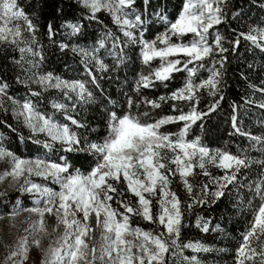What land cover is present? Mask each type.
Returning <instances> with one entry per match:
<instances>
[{
  "label": "snow or ice",
  "instance_id": "6c2138e0",
  "mask_svg": "<svg viewBox=\"0 0 264 264\" xmlns=\"http://www.w3.org/2000/svg\"><path fill=\"white\" fill-rule=\"evenodd\" d=\"M79 3L88 11L89 19H97L96 14L101 11L108 13L123 36L127 37L128 42L141 45V55L145 64L159 58V67L148 76H141L137 84L138 88L151 87L155 81H168L174 72L186 71L188 77L184 86L173 92L170 97H160V100H186L191 101L193 106L186 113L181 110L177 116H165L155 122L141 119V116L149 117L148 112L140 115L128 112L120 116L111 112L109 132L104 141L85 142V146L82 147L81 139L68 124L41 114L31 100L26 99L21 103L9 97L8 85L0 83V108L3 107L5 98L11 100L17 106L16 115L23 117L25 125L31 132L43 133L50 139V142L37 140L36 143L51 149L55 142H59L67 152L87 151L96 159L95 166L85 174L79 169L69 171L71 165L63 157H61L64 160L62 164L47 162L41 158L24 159L6 149L0 142V162H7L9 165L7 170L0 172V183L10 177V183L19 184L20 191L37 195L34 201L36 206L23 210L34 214L37 219L32 220L29 227L24 230L27 235L18 240L15 250L6 259L11 260L12 264H25L31 246H40V239L37 237L41 232L46 233L45 215L51 214L57 219V228L63 225L64 231L57 241L59 246L50 245L45 252V260L42 264H166V257L170 258L181 251V245L177 242L182 228L188 226L185 223L182 202L169 187L172 182L170 177L178 175L186 191L191 194L193 186L188 178L194 175L195 168H199L202 174L207 176L210 173L206 165L219 167L225 170V174L213 179V183L218 187L212 192L214 198H219L225 194L223 190L228 185L238 183L237 175L242 168L247 169L252 163L264 165V161H251L247 157L233 155L227 151L210 149L199 137L187 139L191 125L208 115L206 112L196 110L198 90L207 88L214 95L220 83L218 77L221 73L215 68L211 70V75L200 83L195 82V75L198 69L204 67L205 58L214 55V47L208 40L209 30L225 21V13L221 7L225 0H185L174 22L168 21L167 16L160 15L161 21L167 24V28L154 40L144 39L142 31L144 21L134 7L136 0H79ZM67 27L73 34L81 30L79 23H69ZM48 29L51 36V24L48 25ZM25 31L34 37L36 26L20 6L19 0H0V43L18 44ZM137 31L139 35L136 34ZM253 31L258 34L250 33L245 39L264 50V44L260 43L264 41V29H253ZM188 34H192V38L184 42L183 38ZM107 36L112 37V33H107ZM172 37H177V40L173 41ZM115 39L118 40L119 37ZM214 40L215 48L221 53L228 51L222 46V37L218 33L214 36ZM235 43L238 45L239 39ZM25 50L20 48L21 52ZM27 50L32 51L31 48ZM73 51L81 52L86 60L90 56L84 49H73ZM181 54L186 58L183 61L180 58L170 59ZM223 59L226 57L222 58L221 63ZM100 67L103 69L105 66L101 63ZM89 74L91 75L90 70ZM92 79L94 81L95 77L93 76ZM35 82L44 89H59L65 96L76 93L78 98L85 102L93 99L92 92L81 81L62 80L49 73L39 77ZM32 95L38 96L39 93ZM144 103L150 104L152 108L160 107L156 101L145 100ZM132 106L133 101L130 98L128 107L131 109ZM54 107L65 110L63 104H54ZM136 107L138 108L139 105ZM173 107L175 109L176 106ZM261 107H264V104ZM214 110L215 105L209 109V111ZM65 119L78 128L85 127L66 113ZM178 122H184L179 133L168 134L160 131L163 125ZM233 127L236 132H240L236 127L235 116H233ZM240 134L248 135L249 139L257 143L264 141V137ZM33 176L51 179L59 185V191L33 182L31 179ZM21 178L23 183H20ZM121 180L126 184L127 191L137 198L135 205L121 199L124 190L118 191L116 187ZM158 189L160 193V198L156 202L158 211L153 214L152 197L157 195ZM202 191L207 195L208 185H203ZM252 191L259 198L260 204L248 231L243 234L242 244L237 249L238 264H264V179L256 182ZM112 194H115L119 207L124 209L123 212L112 207L111 201L114 198ZM206 202L203 196L195 200L197 204ZM192 206L188 204L187 208L190 209ZM78 213L81 214L80 218L77 216ZM10 215L14 218L19 215V211ZM93 216L96 227L103 229L101 234L103 243L99 249L94 242L90 246L94 232L90 220ZM131 216L159 224L164 230L155 232L133 227L130 223ZM197 227L204 232L209 231V224L206 221L202 223L198 220ZM127 237L139 242L134 243ZM182 247L191 248L193 251H208L200 244L188 243ZM185 259L189 258L185 257ZM190 264H199V261L193 256L190 258Z\"/></svg>",
  "mask_w": 264,
  "mask_h": 264
},
{
  "label": "trees",
  "instance_id": "16d2710c",
  "mask_svg": "<svg viewBox=\"0 0 264 264\" xmlns=\"http://www.w3.org/2000/svg\"><path fill=\"white\" fill-rule=\"evenodd\" d=\"M184 3L185 0H147V3L145 0H136L134 7L144 21V39L154 40L163 33L167 24L161 21L160 15H165L168 21L174 22ZM19 4L32 19L36 31L34 37L27 31L23 32L18 44L0 43V83L8 85L9 97L15 100L29 99L47 116L56 114V108L51 106L56 93L50 90L51 88L44 89L36 83L39 77L51 73L53 77L62 80L85 83L93 94L91 101L85 102L75 97V104H71L66 100L70 109L68 114L85 127L78 128L60 116L61 121L77 133L82 147L85 142L104 141L109 132L111 112L118 116L128 112L135 115L148 112L149 117L141 116V119L155 122L165 116H177L181 110L186 113L193 106L191 101L186 100H160V97H170L173 92L184 86L188 77L186 71L174 72L168 81H155L148 88L137 87L141 76H148L157 69L160 60L157 58L145 64L141 45L128 42L108 13L101 11L96 14L97 19H89L88 11L82 7L79 0H19ZM221 7L225 13V21L209 30V43L214 47V55L205 58L204 67L198 69L195 75V82L200 83L207 79L215 68L221 73L218 77L220 83L214 95L207 88L198 90L196 110L208 115L191 125L187 139L199 137L210 149L227 151L233 155L247 157L251 161H264V141L257 143L249 139L248 135L240 134L264 137V107H261L264 104V91H261L264 89V50L245 39L250 33L258 34L253 29H264V0H225ZM69 23H79L80 32L73 34L67 27ZM49 24L52 26L51 36ZM109 32L112 37L107 36ZM217 33L222 37V46L228 51L221 53L215 48L214 36ZM136 34L139 35V31ZM115 37L119 39L116 40ZM191 38L192 34H188L183 40L187 42ZM237 39L238 45L235 43ZM172 40L176 41L177 37H172ZM260 43L264 44V41ZM61 45L67 47L62 48ZM20 48L26 50L21 52ZM29 48L32 49L31 52H28ZM73 49H84L90 56L86 60L81 52ZM92 56L95 58H91ZM224 57L226 59L221 63ZM175 58L182 61L186 59L182 54L179 57H170ZM101 63L105 66L103 69L100 67ZM59 97L61 100L66 98L62 91ZM130 98L133 101L131 109L128 107ZM145 100L156 101L160 107L152 108L150 104L144 103ZM12 105V101L5 98L3 107L0 108V142L6 149L24 159L39 157L48 162L61 163L63 157L71 165L69 171L79 169L87 174L92 170L96 159L87 151L67 152L59 143H54L52 150L47 151L41 144H37L35 141L43 139L32 133L21 118L14 114ZM213 105L215 110L209 111ZM233 116L236 117L239 133L233 127ZM183 126L184 122L170 123L163 125L160 131L176 134ZM206 168L210 175L206 176L202 174V170L195 168L194 175L188 178L193 186L191 194L186 191L178 175L170 177L172 182L169 187L182 202L181 207L188 226L182 228L177 242L181 245V251L175 256L166 257V264H190V258L193 256L202 264L206 256L182 246L197 242L219 246L214 234L216 228L226 232L227 238L221 247L225 249L227 264H232L231 261L236 259L237 249L243 242V234L248 231L260 204L252 189L255 188L256 182L264 179V165L252 163L249 168H242L237 175L238 183L228 185L223 190L225 194L219 198L212 196V192L218 187L213 183V179L222 177L225 170L211 164L206 165ZM203 185H208L207 195L202 191ZM119 190H124L121 199L132 205L136 204L137 198L127 191L126 186L121 184ZM0 193H4L0 195V220L9 217L20 205H28L30 201L18 186L1 189ZM113 195L112 203L117 201L115 194ZM201 196L207 202L195 203ZM159 198L158 190V196L152 203L153 214L158 211L156 202ZM188 204L193 206L188 209ZM47 217V231L42 243L45 252L50 245L58 247L57 241L64 231L61 226L57 228L53 215ZM135 217V225L146 231L163 230L159 224ZM198 220L202 223L208 222V232L197 227ZM93 227H96L95 222ZM97 240L98 236L95 237V241ZM224 260L219 261L223 263Z\"/></svg>",
  "mask_w": 264,
  "mask_h": 264
},
{
  "label": "rangeland",
  "instance_id": "374dc122",
  "mask_svg": "<svg viewBox=\"0 0 264 264\" xmlns=\"http://www.w3.org/2000/svg\"><path fill=\"white\" fill-rule=\"evenodd\" d=\"M132 18H134V17H132ZM208 40H209V36H208ZM28 52H31V51H28ZM50 90H53V92L56 93L54 95L55 97H53L51 106L53 108H55L54 104H63V105H65V110L56 109V111H55L56 114L54 113V114H51V115H48V116H51L56 121H58L60 123H63L61 121V119H60L61 118L60 116H62V118H65V113L67 115H69L68 114V110H70L66 100L68 99L69 103L75 104V102H76L75 101L76 100L75 97H77V100H80V99L78 98L76 93H70L69 96H66V98L64 100H61L60 97H59L60 94H61V90L56 89V88H51ZM24 100H26V99L19 100V101L21 103H23ZM27 100H29V99H27ZM12 106H13L12 107L13 108V112L16 115L17 106L14 105V104ZM36 109L41 114H43L40 111V107L36 106ZM20 118L23 121V117H20ZM37 135L40 137V139H43V140H39V141H49L50 142V139L48 137H46L43 133H39ZM55 143H59V142H55ZM37 144H41V143H37ZM41 145L43 146V144H41ZM43 148H45V147L43 146ZM45 149L47 151L52 150V149H48V148H45ZM36 158H39V157H35L33 159H36ZM41 159H43V158H41ZM62 163H64V160H62L61 164ZM8 168H9V165H8L7 162H0V172H4ZM31 179L35 183H38V184H41L43 186L49 187V188H51V189H53L55 191H59V185L54 183L51 179H47L46 180L43 177H36V176L31 177ZM38 180H40V181H38ZM10 181H11V178L9 177V178H6L2 183H0V190L4 189V188H7V187H11V188L12 187H16V186L19 187V184H11ZM20 183H23V178H21ZM121 184L126 186V184L123 182V180H121V182L118 185H116L117 189L119 188V186ZM158 190H157V195L155 197H152V201L153 202H154V199L158 196ZM22 193H23L24 196H26V197H28L30 199V201L27 203L28 205H26V206L20 205L14 211V212L19 211V215L15 216L14 218H12L11 215H10L9 217H6V218L0 220V264H12V261L11 260H7L6 258L9 256V254L12 251L15 250L18 240L22 236L27 235V233L24 230L29 227V224L31 223V221L37 219V217L34 214L29 213L27 211H23L24 209H28V208H32V207L36 206L34 201L37 199V195L33 194V193L23 192V191H22ZM113 197H114V195H113ZM111 204L113 205L112 206L113 208H117L120 212L124 211L123 208L119 207L117 201H114V203L111 202ZM47 215H51V214H46L45 215V225L46 226L48 224ZM53 216H54L55 220L57 221L55 215H53ZM77 216H78V218H80L81 214L78 213ZM136 221H137V218L135 216H131L130 223H131V225L133 227H138V226L135 225ZM94 222L96 223L95 217L93 216L91 218V220H90V224H91L92 227H93ZM60 226L62 228H64L63 225H60ZM159 227H162V226L159 225ZM95 228H98V227H93V229H94V232L92 233L93 241L90 242V246H91V243L94 242L96 247H97V249H99V246L101 245V243H103V241L101 240V234H102L103 229H102V227L98 228V230L95 229ZM163 230H159V231H163ZM214 234H215V237H216L215 239L217 240L219 246H215V244L214 245L213 244L212 245H207V244H203L201 242H197V243H194V244H200L203 247L207 248L208 251H194V252H197V253L199 252V253H201L200 255L206 256L205 257L206 259H204L202 264H227L225 249H222V247H221L222 244H223L222 242L224 240H226V238H227L226 237L227 236L226 232L224 230L220 229V228H216L214 230ZM44 235H45V232L39 233L37 238L40 239V246L39 247H36L35 245L31 246L29 254H28V259L25 261V264H42V261L45 260V250H44V246L42 245L43 239H44L43 238ZM96 236H98V240L97 241H95V237ZM127 239H132L134 243H138L139 242L138 240L133 239L132 237H127ZM98 241H99V243H98ZM134 251H135V249H134ZM223 259H225V260H224L223 263H221L219 260H223ZM217 260H218V262H217ZM231 262H232V264H238L237 257H236V259H234V261H231Z\"/></svg>",
  "mask_w": 264,
  "mask_h": 264
}]
</instances>
